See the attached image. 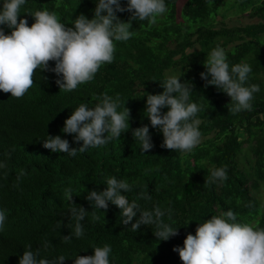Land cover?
I'll return each instance as SVG.
<instances>
[{
	"label": "trees",
	"instance_id": "trees-1",
	"mask_svg": "<svg viewBox=\"0 0 264 264\" xmlns=\"http://www.w3.org/2000/svg\"><path fill=\"white\" fill-rule=\"evenodd\" d=\"M225 1L165 0L167 13L156 24L132 21L133 36L116 42L113 62L71 92L60 91V77L54 72L40 70L22 98L0 91V162L7 165L0 168V210L6 213L0 264H19L29 245L33 251L39 249L40 258L63 255L64 264H74L75 256L93 255V247L105 244L112 249L110 264H183L174 247H182L187 234H195L213 214L231 208L237 222L264 228V0H234L239 12L230 16L256 19L236 26L228 25L229 15L220 12ZM121 3L126 7L127 0ZM95 7L96 0H26L19 18L27 17L31 26L34 17L27 12L46 9L73 27L81 13L91 19ZM117 15L128 21L131 13ZM0 27L11 32L6 25ZM217 45L226 50L230 67L240 62L252 67L246 83L260 86L252 110L229 113L231 98L215 86H205L200 73L206 71L204 61ZM54 66L50 61L49 68ZM171 75L192 86L190 102L200 107L202 140L190 153L161 147L163 134L151 127L144 111L147 94L163 92L161 81ZM104 93L119 95L118 111L125 102L131 110L130 128L120 139L76 156L43 147L48 135H60L70 147L79 148L82 142L76 143L74 134L61 131L64 122L81 103H94L92 98ZM143 125H149L154 145L147 153L132 135V129ZM223 166L228 179L205 184L210 170ZM111 176L132 185L123 194L141 209L170 208L171 219L167 211L163 219L178 228V235L159 241L154 226L148 225L133 232L130 224L121 223V210L111 202L106 211L95 209L100 220L94 222L86 196L93 189L103 191ZM69 187L71 201L64 195ZM71 203L89 212L82 222L84 235L63 242V236L71 234L68 225L75 224L70 220Z\"/></svg>",
	"mask_w": 264,
	"mask_h": 264
},
{
	"label": "clouds",
	"instance_id": "clouds-1",
	"mask_svg": "<svg viewBox=\"0 0 264 264\" xmlns=\"http://www.w3.org/2000/svg\"><path fill=\"white\" fill-rule=\"evenodd\" d=\"M25 3L26 0H3L0 7V26L11 29L6 34L4 27H0V91L17 99L32 88L37 70L52 71L60 77L56 80L60 91L71 92L80 84L92 81L102 65L113 62L116 42L128 41L133 36L132 21L147 20L154 25L168 10L165 0H127L126 7L121 0H96L93 17L89 19L81 13L74 19L73 27L62 23L55 12L46 9L27 12L34 17V23L29 26L27 17L19 18ZM125 11L131 13L128 21H122L117 15V12ZM50 61L55 62L53 68H49ZM204 67L206 71L200 76L205 86H215L231 98L229 113L252 110L251 101L260 86L246 83L252 71L248 63L240 62L230 67L226 50L217 45L207 54ZM161 86L163 92L147 94L146 116L151 127L163 134L161 147L190 153L202 140L201 120L197 116L200 107L190 102L193 88L175 75L166 76ZM92 99L94 103H81L76 107L61 129L64 133L74 134L76 143L82 142L79 148L70 147L69 141L60 135H48L43 147L76 156L77 152L120 139L121 134L129 130L131 110L126 107V102L122 111L117 110L121 105L119 95L114 98L104 93ZM164 108L168 110L163 112ZM132 135L140 142L141 151L147 153L154 146L149 125L132 129ZM6 166L5 162H0V168ZM23 174L21 170L20 175ZM227 179V166L217 167L210 170L205 184ZM105 183L107 187L103 191L93 189L86 196L94 209V222L100 220L95 209L106 211L111 202L121 210V223L130 224L133 232L141 225H148L154 226V235L159 241L178 235V228L163 219L166 211L171 219L170 208L166 211L159 206L153 210L141 209L135 200L130 202L123 194L132 190L126 180L111 176ZM64 195L72 200L71 187L65 189ZM71 204L70 220L75 224L74 227L68 225L71 234L63 236V242L70 241L73 235L76 238L84 235L82 222L89 212L83 206ZM5 221V210H0V231H3ZM93 248V255L75 256L74 264H110V245ZM173 251L179 253L183 264H264V228L237 222V214L229 208L221 215L213 214L201 222L195 234L188 233L183 246H176ZM65 260L63 255L54 260L40 258L39 249L33 251L29 245L20 256L19 264H64Z\"/></svg>",
	"mask_w": 264,
	"mask_h": 264
},
{
	"label": "rangeland",
	"instance_id": "rangeland-1",
	"mask_svg": "<svg viewBox=\"0 0 264 264\" xmlns=\"http://www.w3.org/2000/svg\"><path fill=\"white\" fill-rule=\"evenodd\" d=\"M185 0H180V4H182ZM238 5H235L234 0H226L220 8L221 14H235L238 11ZM167 13V12H166ZM165 13V14H166ZM226 23L230 26L243 25L246 23H251L256 21V19H251L248 14H243L240 16H230L225 19Z\"/></svg>",
	"mask_w": 264,
	"mask_h": 264
},
{
	"label": "crops",
	"instance_id": "crops-1",
	"mask_svg": "<svg viewBox=\"0 0 264 264\" xmlns=\"http://www.w3.org/2000/svg\"><path fill=\"white\" fill-rule=\"evenodd\" d=\"M232 16H234V15H232Z\"/></svg>",
	"mask_w": 264,
	"mask_h": 264
},
{
	"label": "bare ground",
	"instance_id": "bare-ground-1",
	"mask_svg": "<svg viewBox=\"0 0 264 264\" xmlns=\"http://www.w3.org/2000/svg\"><path fill=\"white\" fill-rule=\"evenodd\" d=\"M256 7V6H255Z\"/></svg>",
	"mask_w": 264,
	"mask_h": 264
}]
</instances>
